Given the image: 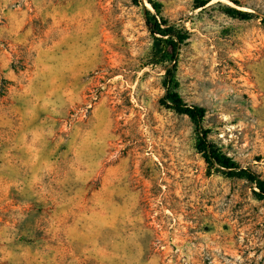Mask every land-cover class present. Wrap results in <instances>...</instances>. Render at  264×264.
I'll return each instance as SVG.
<instances>
[{
	"label": "rangeland",
	"instance_id": "obj_1",
	"mask_svg": "<svg viewBox=\"0 0 264 264\" xmlns=\"http://www.w3.org/2000/svg\"><path fill=\"white\" fill-rule=\"evenodd\" d=\"M151 1L188 36L183 100L264 178V0ZM149 2L0 0V264H264V201L160 104Z\"/></svg>",
	"mask_w": 264,
	"mask_h": 264
},
{
	"label": "trees",
	"instance_id": "obj_2",
	"mask_svg": "<svg viewBox=\"0 0 264 264\" xmlns=\"http://www.w3.org/2000/svg\"><path fill=\"white\" fill-rule=\"evenodd\" d=\"M209 2L210 0L199 1L196 9L204 10ZM149 3L157 13L154 15L150 10L144 7L143 14L146 26L155 40V52L152 60L158 65H168L163 80L165 94L160 100L161 106L190 119L195 126L197 134L196 149L209 168L224 172V174L228 175L230 178L247 180L256 189L254 191L255 196L259 200L264 201V178L251 169L240 167L232 158L210 142L209 136L211 130L204 126L206 117L205 108L189 105L183 100L179 93L180 83L177 80V71L181 48L188 39V36L183 30L177 28L176 25L170 23L169 20L160 16L161 4L151 0ZM233 3L237 6H241L238 1L234 0ZM224 12L232 18L240 20H250L255 16L253 13L230 6H226Z\"/></svg>",
	"mask_w": 264,
	"mask_h": 264
}]
</instances>
